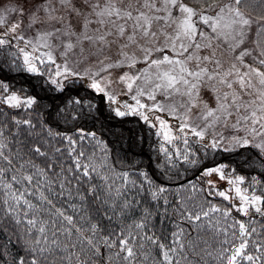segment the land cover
Wrapping results in <instances>:
<instances>
[{
	"label": "snow or ice",
	"instance_id": "1",
	"mask_svg": "<svg viewBox=\"0 0 264 264\" xmlns=\"http://www.w3.org/2000/svg\"><path fill=\"white\" fill-rule=\"evenodd\" d=\"M248 3L0 0L16 17L0 15V47L17 50L0 65V103L31 109L35 97L22 100L8 74L41 75L37 63L56 64L57 50L64 64L50 83L64 91L74 78L87 94L53 106L45 121L0 111V264H264V193L243 189L227 163L205 162L210 150L264 157V12L247 13ZM121 85L124 94L135 85V105L117 100ZM117 103L116 116H140L183 151L164 148L165 161L147 169L110 162L81 122ZM181 165L196 178L189 195L169 200L165 181Z\"/></svg>",
	"mask_w": 264,
	"mask_h": 264
},
{
	"label": "trees",
	"instance_id": "2",
	"mask_svg": "<svg viewBox=\"0 0 264 264\" xmlns=\"http://www.w3.org/2000/svg\"><path fill=\"white\" fill-rule=\"evenodd\" d=\"M245 10L253 16L264 12V9L259 7V0H249ZM14 52H17L15 48L0 47V65L7 67V62L13 60ZM16 63L20 64L22 61L17 60ZM40 72L41 75L27 72H9L7 79L11 81L10 89L23 97H35L37 103L27 112L23 108L13 109L0 103V111L19 113L21 117L30 113V118L33 121H45L49 119L48 112L53 110V106H63L77 92H81L82 96L87 95L81 91L80 84L82 82H74V78L65 83L64 91H59L56 90L55 85L50 83L51 79H55L53 74L49 71L46 73V70L42 69ZM13 76L17 78L11 79ZM97 103L99 104V100H97ZM112 108H114L112 104L110 106L105 105L104 114L99 119L89 117L86 121L81 122L87 130L97 133V137L108 153L110 162L118 163L123 168H127L131 162H136L137 167L147 169L153 164H162L165 161L164 148H167L170 153H174L177 147L183 151L185 146L182 140H176L172 144L166 143L157 130L151 127L150 124L145 123L140 116L128 114L124 117H118L111 111ZM188 138L193 149L199 147L198 144L193 143L195 137L189 136ZM241 152L243 155H241ZM210 153L205 157L206 164L227 163L235 169V175L245 178L244 185H248L250 191L264 193V157H261L256 149L245 148L236 152L210 150ZM98 154L103 155L102 152ZM178 171L180 172L179 177L173 172L170 174L173 178L165 181L173 192V195L169 196V200L189 195L187 182L196 178L195 169L185 171L184 166L181 165ZM157 176H159V173H157ZM180 185H185V187L181 188ZM176 193H179V197L175 195ZM191 195L198 199V194L192 193ZM216 202H219V198L216 199ZM204 238L209 245L212 244L213 241L210 236Z\"/></svg>",
	"mask_w": 264,
	"mask_h": 264
},
{
	"label": "rangeland",
	"instance_id": "3",
	"mask_svg": "<svg viewBox=\"0 0 264 264\" xmlns=\"http://www.w3.org/2000/svg\"><path fill=\"white\" fill-rule=\"evenodd\" d=\"M0 15H4V16H7V20H8V23H12L15 19H16V17L14 16V15H9V14H7V13H3V12H0ZM0 31H3V29L2 28H0ZM26 36H28V37H31V36H33L34 35V33L31 31V30H25V33H24ZM21 47L23 46L22 44L20 45ZM29 52H31V49L29 48V49H27ZM17 51V50H16ZM47 51V49H44V48H40L39 49V51H38V53H36V55H40V56H42V54L44 53V52H46ZM21 57H22V54H20V53H18ZM53 55H54V57H55V60H56V64H51V63H48V62H45L44 64H39V63H37V67L41 70H46V73H48V71L50 72V73H52L53 74V78H55V79H57V77H56V75H55V72H56V68H57V66H62L63 64H64V60L59 56V51L57 50V51H54L53 52ZM42 58H44L45 60H46V57H42ZM21 61H22V59H21ZM69 67L70 68H73L75 71H83L84 70V64H76V63H74V61H72V60H70L69 61ZM138 67H143V65H138ZM60 71H63V68L61 67L60 68ZM116 71H119V70H116ZM123 71H127V69H124ZM59 79H61V80H63V77H60ZM70 79H73V78H70ZM69 79V80H70ZM68 80H64L63 82H64V84L67 82ZM137 83H140L139 81L137 82ZM124 88H125V86H123V85H121L120 86V88H118L116 91H117V93H118V95H117V100L118 101H120V102H124V103H128V104H132V105H135V101L134 100H132V95L134 94V92H135V85H134V87H133V91L132 92H129V93H127V94H124ZM18 95H20L19 93H17ZM21 96V98H22V100L23 99H25V98H28V97H26V96H22V95H20ZM140 99H141V102L142 103H147V104H151L152 103V101H147L144 97H140ZM158 99H159V97H158ZM113 106H114V108H116V107H120V104L119 103H117V104H112ZM122 110H125V111H127L126 109H122ZM151 115H156V113H153V114H151ZM160 115H164V114H160ZM150 118H151V116H150ZM168 120H169V122H170V124L173 126V132H174V134H176V135H178L179 133L178 132H176V127H177V125H178V121L177 120H175V119H172L171 117H166ZM156 130H157V132L159 133V129L158 128H155ZM225 135H228V131L227 130H225ZM161 136V138L163 139V137H162V135H160ZM230 167V166H229ZM231 168V167H230ZM246 180H245V178H244V182H245ZM218 186H220V187H224V186H226L225 185V182H223V181H220L219 182V185ZM241 187L243 188V189H246L249 193H254V194H256V195H260V193L258 192V191H250L249 190V187H248V185H241Z\"/></svg>",
	"mask_w": 264,
	"mask_h": 264
}]
</instances>
